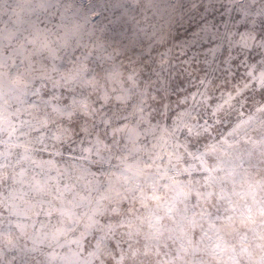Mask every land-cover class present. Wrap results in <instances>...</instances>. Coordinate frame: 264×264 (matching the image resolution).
<instances>
[{
	"label": "clouds",
	"instance_id": "1",
	"mask_svg": "<svg viewBox=\"0 0 264 264\" xmlns=\"http://www.w3.org/2000/svg\"><path fill=\"white\" fill-rule=\"evenodd\" d=\"M0 264H264V0H0Z\"/></svg>",
	"mask_w": 264,
	"mask_h": 264
}]
</instances>
